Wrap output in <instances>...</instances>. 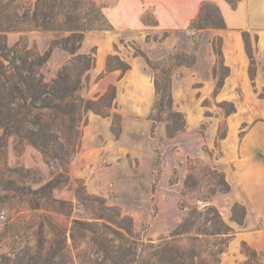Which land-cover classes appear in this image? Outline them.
Masks as SVG:
<instances>
[{
  "label": "rangeland",
  "instance_id": "374dc122",
  "mask_svg": "<svg viewBox=\"0 0 264 264\" xmlns=\"http://www.w3.org/2000/svg\"><path fill=\"white\" fill-rule=\"evenodd\" d=\"M118 1L91 0L88 4L89 0H85L83 6V14L92 5L102 8L111 27L85 34L78 54H89L95 48L96 64L81 95L97 100L112 85L116 88V107L110 111V117L88 113L87 124L82 128L81 149L68 166L70 186L52 192V198L73 204L64 211L69 216L62 214L57 205L56 210L49 208L52 211L31 210L38 196L29 191L38 190L61 169L57 165L50 167L42 152L21 137H3L0 129V257L11 258L14 264H52V246L48 241L56 239V231L44 226V236L39 235L41 216L50 215L55 224L68 228V250L57 261L59 264H102V256L87 247L89 239L84 233L77 232L75 241L71 237L73 221L87 217L75 197L76 181H80L89 194L116 208L126 225L129 220L132 222L134 239L144 242L148 254L164 241H170L172 232L195 210L199 217L196 227L201 232L209 228L206 218L214 217L215 212L232 230L230 237L199 236L195 230L184 237L181 245L188 252H196V264H264V208L257 200L248 201L243 187L246 182L253 183V175L264 165L258 157L264 156L258 146L264 145L262 32L228 28L197 31L189 26L164 29L151 8L142 16L144 27L113 25L108 13L117 9ZM123 1L125 8L121 12L125 16L131 10L132 0ZM33 3L34 0L18 1L21 14ZM20 28L21 31L7 33L9 46L25 37L30 45L44 51L53 38L60 36L35 29L31 23ZM244 31L250 34L253 64L243 40ZM235 35H239V42ZM217 37L223 42L222 67L212 47ZM135 48L154 62L172 54L196 58L193 66H180L172 72L173 110L183 114L186 121L184 131L174 137L168 136L165 121L156 123L153 129L152 118L159 100L154 72L142 57L135 55ZM109 55L120 56L130 66L123 77L116 71L99 78ZM70 58L56 49L44 70L47 80L51 81ZM214 67H217L216 77ZM222 68L229 69V76L216 93L218 78L224 74ZM231 110L234 112L227 116ZM113 114L119 115L115 124ZM221 134H226L225 138L221 139ZM193 166L201 180L196 191L186 195L184 184ZM203 170H206L204 174ZM213 171L224 175L230 186L228 192L209 194L216 178ZM200 196L208 197L209 202L198 200ZM235 204L246 209L243 225L232 221ZM206 206L212 210L204 209ZM243 243L250 253L246 254ZM251 252L255 253L254 257L250 256ZM150 264L158 263L152 257Z\"/></svg>",
  "mask_w": 264,
  "mask_h": 264
},
{
  "label": "trees",
  "instance_id": "16d2710c",
  "mask_svg": "<svg viewBox=\"0 0 264 264\" xmlns=\"http://www.w3.org/2000/svg\"><path fill=\"white\" fill-rule=\"evenodd\" d=\"M18 1L20 0H0V129L3 131V137L12 135L21 137L42 152L50 167L57 165L61 169L60 173L38 190L29 191L31 195L38 196L36 200H33L31 210L52 211L49 208L56 210L57 205L62 209V214L69 216L64 211L72 208L73 204L52 198V192L70 186L68 166L81 149L82 128L87 124L88 113L91 111L110 117V111L116 107V88L112 85L97 100L85 99L81 95L82 90L89 84L90 72L95 68L96 49H92L89 54H78V52L87 32L103 30L111 27V24L102 13V8H96L94 5L83 14L85 0H34L29 8L22 10V14ZM239 1L226 0L233 9L238 7ZM90 3L91 0L88 4ZM25 23H31L35 29L42 32L60 36L53 38L44 51H40L35 44L30 45L25 37H21L15 45L9 46L7 33L21 31L20 26ZM208 28L224 30L227 26L220 8L215 3L204 1L201 3L197 17L190 23L189 29L202 31ZM242 36L253 64L250 34L244 31ZM222 43L221 37L212 41L213 51L218 56L220 67L223 60ZM56 49L62 50L71 58L58 70L55 77L48 81L44 70ZM135 55L142 57L154 72L159 100L152 118L153 129L156 123L165 121L168 136L174 137L184 131L186 121L183 114L173 110L172 72L180 66H193L196 58L194 55L172 54L162 61L154 62L139 48H135ZM129 69L130 66L120 56L109 55L105 70L99 78L116 71H119L120 77H123ZM222 69L224 74H220L218 78L216 93L221 90L225 78L229 76V69ZM213 76H217V67L213 69ZM251 78L254 79L253 73ZM233 112L234 110L229 111L227 116ZM112 118L115 124L119 115L113 114ZM225 136L226 134H221L220 138ZM258 157L264 162L263 155L259 154ZM195 169L196 167L193 166L192 173L185 181L186 195L195 192L200 184L201 176H196ZM205 172L206 170H203L202 174ZM213 176L216 178L213 179V187L209 194L230 190L222 173L213 171ZM76 183L75 197L87 217L73 221L71 237L75 241L77 232L84 233L89 239L87 247L95 249V254L102 256L104 260L102 264L107 262L150 264L152 257L158 264H196V252H188L181 245L184 237L191 234L193 230L198 231L199 236L206 237H230L232 233L231 228L220 221L217 212L214 217L206 218L209 228L201 232V229L196 227L199 217L196 211L192 210L172 232L171 240L159 244L152 253L148 254L144 242L141 239H134L130 220L126 225L125 219L116 208L108 207L106 201L89 194L82 182L76 181ZM170 183L175 184L177 180H170ZM198 200L209 202L208 197L205 196L198 197ZM42 201L45 202L42 203ZM208 208V206L204 207V209L212 210ZM246 215L243 205H234L232 221L243 225ZM41 218L43 220L40 222L39 230L41 237L44 236V226L56 231V239L48 242L52 246L50 249L52 264H59L57 261L68 250V228L55 224V220L50 215H43ZM128 247L129 251H124ZM243 249L246 254L250 253L245 243H243ZM250 256L254 257L255 253L251 252ZM148 260L149 262L146 263ZM14 262L11 258L0 257V264H14Z\"/></svg>",
  "mask_w": 264,
  "mask_h": 264
},
{
  "label": "crops",
  "instance_id": "0c3cea01",
  "mask_svg": "<svg viewBox=\"0 0 264 264\" xmlns=\"http://www.w3.org/2000/svg\"><path fill=\"white\" fill-rule=\"evenodd\" d=\"M204 1L213 2L220 8L229 30H260L264 39V0H240L236 9H233L226 0H139V5L136 4V0H132L131 10L125 13V16L121 12L125 8V2L119 0L117 9L110 10L108 18L113 25L139 29L144 27L142 21L144 12L147 8H151L161 28L185 29L197 17L201 3ZM234 37L239 42V35ZM262 140L264 144L263 135ZM258 146L264 152V145L258 144ZM253 178L252 184L246 182L243 186L248 201L257 200L264 208V165L253 175ZM262 216L264 217V214Z\"/></svg>",
  "mask_w": 264,
  "mask_h": 264
},
{
  "label": "bare ground",
  "instance_id": "6f19581e",
  "mask_svg": "<svg viewBox=\"0 0 264 264\" xmlns=\"http://www.w3.org/2000/svg\"><path fill=\"white\" fill-rule=\"evenodd\" d=\"M100 62H103V57H100Z\"/></svg>",
  "mask_w": 264,
  "mask_h": 264
}]
</instances>
